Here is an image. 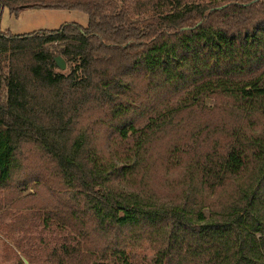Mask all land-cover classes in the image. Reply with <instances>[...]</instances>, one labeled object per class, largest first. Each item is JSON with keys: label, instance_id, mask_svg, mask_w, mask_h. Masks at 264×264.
<instances>
[{"label": "trees", "instance_id": "obj_1", "mask_svg": "<svg viewBox=\"0 0 264 264\" xmlns=\"http://www.w3.org/2000/svg\"><path fill=\"white\" fill-rule=\"evenodd\" d=\"M122 1L0 0V19L6 8L88 16L0 30V190L45 186L50 203L28 219L75 234L78 248L63 247L73 259L84 249L94 264H133L148 241L155 264H264V0ZM197 110L235 123L172 153L192 154L185 195L161 200L143 187L151 152Z\"/></svg>", "mask_w": 264, "mask_h": 264}, {"label": "rangeland", "instance_id": "obj_2", "mask_svg": "<svg viewBox=\"0 0 264 264\" xmlns=\"http://www.w3.org/2000/svg\"><path fill=\"white\" fill-rule=\"evenodd\" d=\"M121 1L117 0L118 3ZM127 1L131 4L136 1L138 10L143 11L154 9L156 2V0ZM202 1L209 0H184L197 4ZM68 23L87 26L88 16L78 11L27 9L16 18L11 16L6 8L1 15L0 30L20 35L40 30H57ZM57 71L69 74L70 65L67 63L65 71L59 68ZM99 116V110H92L82 121L81 126L89 128ZM234 123L233 117L220 111L210 118H205L198 110L184 116V122L180 127L169 129L168 133L162 135L155 143L146 169L147 176L143 180L144 189L161 200L180 202L185 195L184 175L192 154L172 157V153L178 148H183L182 144L189 136L199 137L198 133L204 136L207 131L213 136L212 131L215 130L214 134H218L220 125ZM50 200V193L43 185L32 184L28 189L0 190V264H18L20 259L25 264H31L29 255L41 261L34 264H42L47 258L48 264H59L60 260L70 264L96 263L88 252L85 254L84 249L78 252L77 259L65 254L64 246L78 248V238L69 230H63L56 225L50 230H44L42 224L28 219V215L49 204ZM155 252L150 242L143 241L130 256L133 258V264H155Z\"/></svg>", "mask_w": 264, "mask_h": 264}, {"label": "water", "instance_id": "obj_3", "mask_svg": "<svg viewBox=\"0 0 264 264\" xmlns=\"http://www.w3.org/2000/svg\"><path fill=\"white\" fill-rule=\"evenodd\" d=\"M54 60L59 69H61L62 71H65L67 69V63L63 57L57 56Z\"/></svg>", "mask_w": 264, "mask_h": 264}, {"label": "crops", "instance_id": "obj_4", "mask_svg": "<svg viewBox=\"0 0 264 264\" xmlns=\"http://www.w3.org/2000/svg\"><path fill=\"white\" fill-rule=\"evenodd\" d=\"M88 24V23H87Z\"/></svg>", "mask_w": 264, "mask_h": 264}]
</instances>
